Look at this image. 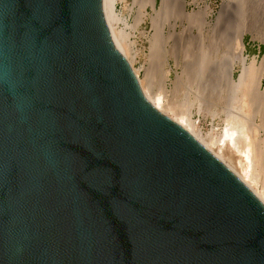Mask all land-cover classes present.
Returning <instances> with one entry per match:
<instances>
[{
  "label": "water",
  "instance_id": "1",
  "mask_svg": "<svg viewBox=\"0 0 264 264\" xmlns=\"http://www.w3.org/2000/svg\"><path fill=\"white\" fill-rule=\"evenodd\" d=\"M0 264H264V205L144 96L103 0H0Z\"/></svg>",
  "mask_w": 264,
  "mask_h": 264
},
{
  "label": "bare ground",
  "instance_id": "2",
  "mask_svg": "<svg viewBox=\"0 0 264 264\" xmlns=\"http://www.w3.org/2000/svg\"><path fill=\"white\" fill-rule=\"evenodd\" d=\"M212 1L160 0L158 5V0H103V14L113 43L146 99L220 160L264 205V57L259 65L255 58L249 62L244 45L247 32L255 36L257 27L264 26V0H223L219 9ZM119 4L129 14L138 8L136 26L150 17L152 30L145 36L154 60L145 79L139 76L144 68L133 66L134 43L119 26ZM261 35L264 42V30ZM180 55L183 69L174 77L182 88L171 95L164 85L163 94L153 93L162 78L174 83L168 62ZM206 118L223 129L211 127L204 134L199 124Z\"/></svg>",
  "mask_w": 264,
  "mask_h": 264
},
{
  "label": "rangeland",
  "instance_id": "3",
  "mask_svg": "<svg viewBox=\"0 0 264 264\" xmlns=\"http://www.w3.org/2000/svg\"><path fill=\"white\" fill-rule=\"evenodd\" d=\"M222 1L223 0H213L212 5L216 9H219ZM159 4H160V0H158V5ZM148 10L150 12L152 11L151 8H149ZM117 12L121 13V17H122V22L119 25L120 28H125L128 34V37L130 38L131 42L134 43V53L133 54L137 56L134 60L133 66L135 69L144 68V70L140 71L139 76L141 79H145V76H146L145 70L150 69L149 66L153 63V60H154V58L151 55V51H150V40L148 37L145 36L146 33L148 32L151 33V30H152L150 17H149V20H145L140 26H136L135 22L138 16V8H135L134 12L132 14H129L128 12L123 11L121 5L119 4L117 6ZM262 26L263 25L258 26L261 33L259 32L258 27H257L255 36L253 35L251 31L247 32L244 36L245 56L247 57L249 62L255 58L258 65L260 64L262 58L264 57V49L262 48L264 47V42L262 40V35H261L264 30V26L263 27ZM258 32L260 33L259 35H258ZM181 57L183 56L180 55L178 57V59L176 60L177 62L173 59H169V62H168L170 64L171 70H173V73L171 74V78L174 79L173 80L174 83L172 81H167L164 83L163 78H162L159 81L160 83L154 87L155 89H153L154 91L153 93L163 94L164 85H166L164 87H167V90H169L168 93L171 95H174V91H177L179 87L182 88L181 85L177 87V84L175 83L176 76L174 77L175 71L176 73L177 72L179 73L183 69L184 61H182L183 58ZM239 75H240V68H237L234 71V77L238 79ZM196 119H198L197 116L194 117V120ZM199 125L204 134L207 133L209 130H211V127H214V129L218 131L223 129V125L217 121H215L212 126L211 120L209 118H206L204 120L202 119Z\"/></svg>",
  "mask_w": 264,
  "mask_h": 264
},
{
  "label": "trees",
  "instance_id": "4",
  "mask_svg": "<svg viewBox=\"0 0 264 264\" xmlns=\"http://www.w3.org/2000/svg\"><path fill=\"white\" fill-rule=\"evenodd\" d=\"M264 49V47H262Z\"/></svg>",
  "mask_w": 264,
  "mask_h": 264
}]
</instances>
